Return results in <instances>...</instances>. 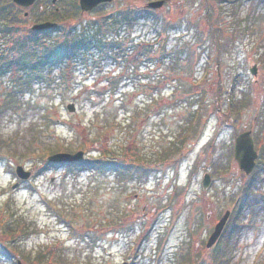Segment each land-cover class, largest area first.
Wrapping results in <instances>:
<instances>
[{
	"label": "rangeland",
	"instance_id": "374dc122",
	"mask_svg": "<svg viewBox=\"0 0 264 264\" xmlns=\"http://www.w3.org/2000/svg\"><path fill=\"white\" fill-rule=\"evenodd\" d=\"M151 1L112 0L83 13L79 0H58L59 28L44 39L31 27L48 4L22 20L24 10L0 0V14L14 13L0 17V264H264V1L164 0L132 26L104 29L127 48L152 43L144 57L91 50L41 73L21 70L25 53L41 55L87 22ZM218 83L238 90L234 118L216 109ZM245 131L262 153L247 197L254 209L233 215L229 226L241 230L231 225L208 249L251 175L234 158ZM101 143L107 159L128 156L126 175L46 165L60 152L97 157ZM17 166L32 178L18 179Z\"/></svg>",
	"mask_w": 264,
	"mask_h": 264
},
{
	"label": "trees",
	"instance_id": "16d2710c",
	"mask_svg": "<svg viewBox=\"0 0 264 264\" xmlns=\"http://www.w3.org/2000/svg\"><path fill=\"white\" fill-rule=\"evenodd\" d=\"M263 1V0H261ZM101 7V6H100ZM98 7V8H100ZM151 9H138L136 7L127 8L121 13H116L112 17H110L106 23L99 22V21H90L87 22L85 25H82L81 29H75L74 31H71L69 33H66L64 36V40L62 43H59L57 45H54L52 48H48L43 51V53L40 55L32 54L29 52L24 54V57L20 58V67L24 74V76H27L28 72L30 73H41L40 70L42 68H51L55 67L58 64H67L71 61L77 62L81 61L82 59H87L89 52L91 50L99 51V53L103 54V52L107 53V57H115L116 59H121L129 57L131 60H135L138 57H144V54H148L150 52H154V45L152 43H133L130 45L129 48L127 46L125 47V41L124 40H117V39H111L110 37H107V32H105V28L108 27H114L119 26L121 24H125L126 26H132L133 23L138 20V18H142L141 14L144 12H150ZM68 13V11H67ZM1 20H8L9 15L0 14ZM208 18V17H207ZM12 19V17L10 18ZM209 20V18L207 19ZM35 35L39 37H43L44 39L50 37L53 32H44L43 35H39L40 33L34 32ZM38 42V39L37 41ZM38 45V43H36ZM141 51V53H139ZM108 57V58H109ZM33 61V67L28 69V62ZM28 70V72H27ZM216 89V97L218 104L216 105L217 111L223 110L224 106H227L228 112L230 113V116L234 114V109L236 108V105L239 106V98H238V90L231 86L229 89L225 90L223 88L222 83H218L215 85ZM229 118V117H228ZM234 118V115L233 117ZM109 147L106 143H101L98 151L97 157H91L87 160L80 161V162H64L59 163L62 166H66L67 168L71 170H99V171H105V170H113L118 171L122 173V175H126V172L130 170V167L124 166L123 163H126L128 160V156L125 157H116L114 152L112 154L114 155L113 158L107 159L109 156L110 151ZM261 154L259 153V159L257 161V166L254 169V171L251 173V175L248 177V180L245 182V186H243L240 190V193L242 194V198L238 200L235 208L233 209L231 213L230 220L224 230V234L222 236V239L220 242L223 241L224 237H226L227 234H229V227H236L238 226V229L241 230L242 226H240V223L237 224V221L234 222L229 226L233 215H235V219L237 218L238 214L241 212L243 213L244 210L247 208L251 211L254 209V204L247 201V197L250 196L252 193L250 192L252 190V187H256L257 185V177L259 174V168L261 166ZM121 160V161H120ZM128 162V161H127ZM48 166H51V163L46 162ZM131 163H129V166ZM251 188V189H250ZM234 219V220H235ZM92 227L87 226L85 229L91 230ZM237 229V227H236ZM235 229V230H236ZM88 233V232H87ZM232 233V232H231ZM230 237V235H227ZM225 262V259L223 260Z\"/></svg>",
	"mask_w": 264,
	"mask_h": 264
},
{
	"label": "water",
	"instance_id": "95a60500",
	"mask_svg": "<svg viewBox=\"0 0 264 264\" xmlns=\"http://www.w3.org/2000/svg\"><path fill=\"white\" fill-rule=\"evenodd\" d=\"M16 3L23 6L32 5L35 0H14ZM112 0H80V7L82 11H90L97 7L102 3H109ZM164 0L151 1L146 6L148 8L158 9L161 8L164 4ZM52 23H42L34 25V29H43L52 26ZM251 73L256 76L257 75V67L254 65L250 69ZM68 109L71 112L75 111V105L73 103L68 105ZM234 157L239 164V168L244 171L247 175H249L256 166V160L258 158V152L255 148L254 138L251 134V131H245L235 138L234 145ZM84 158V152L78 151L74 154L60 152L53 154L48 157L50 162H67V161H80ZM16 173L21 179H28L31 175V172L26 171L24 167L17 166ZM211 183V175L210 173H205L203 178V187L208 188ZM231 211L227 210L225 214L221 217L218 223L215 225L214 231L211 233L208 242L207 248H211L220 238L225 225L230 217ZM18 264H23L20 260Z\"/></svg>",
	"mask_w": 264,
	"mask_h": 264
},
{
	"label": "flooded vegetation",
	"instance_id": "af4514ba",
	"mask_svg": "<svg viewBox=\"0 0 264 264\" xmlns=\"http://www.w3.org/2000/svg\"><path fill=\"white\" fill-rule=\"evenodd\" d=\"M40 1H42V0H36V2L32 6H30L29 8H23L22 6L16 5L17 8L21 9L22 11L24 10L23 14H22L24 18H22V20H27L28 19L29 14H30L29 11H31L36 5H39V7H40V9L42 11V10H44L43 6L47 7L46 4H48V7L52 8L53 10L51 12H49V14H40V16L38 17L37 22H35V23H42V22H46V21L56 22L58 24L56 26L52 27V28L39 30L40 33H43V32L47 33V32H50V31L56 32L57 29H58V26H59V22H60V20L57 19V18L60 17V13L59 12L61 10V8L59 6H57L58 0H55V2L53 0H50V1L48 0L45 3H41ZM10 5L11 4H9V6ZM0 9H1V7H0ZM63 9H64V7H63ZM44 16H46L47 19H43ZM53 18H55V19H53Z\"/></svg>",
	"mask_w": 264,
	"mask_h": 264
}]
</instances>
